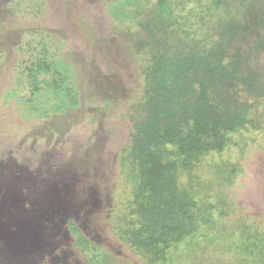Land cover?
<instances>
[{
  "label": "rangeland",
  "instance_id": "rangeland-1",
  "mask_svg": "<svg viewBox=\"0 0 264 264\" xmlns=\"http://www.w3.org/2000/svg\"><path fill=\"white\" fill-rule=\"evenodd\" d=\"M116 1L44 0L42 13L29 18L15 14L14 0H0V54L5 58L0 66V264H149L121 238L132 190L122 158L134 134L133 106L144 94L142 71L153 52L138 20L114 15ZM256 2L251 14H243L240 2L232 4L241 22L248 17L258 21L239 37L237 50L264 36V0ZM196 4L205 8L210 0H192L186 10ZM223 16L224 10L207 18L196 38L211 35L213 19ZM42 32L62 46L63 60L74 70L68 84L76 89L79 106L62 116H38L7 96L16 88L20 40ZM245 68L261 73L263 88L264 50H254ZM229 86L240 105L252 107L251 117L262 128L244 130L243 138L250 140L246 146L211 155V163L241 167L230 176L234 185L221 189L235 212L205 227L204 239L200 235L186 247H175L168 264H264V89ZM70 221L95 250L76 245Z\"/></svg>",
  "mask_w": 264,
  "mask_h": 264
},
{
  "label": "trees",
  "instance_id": "trees-1",
  "mask_svg": "<svg viewBox=\"0 0 264 264\" xmlns=\"http://www.w3.org/2000/svg\"><path fill=\"white\" fill-rule=\"evenodd\" d=\"M256 1L261 0H210L205 8L196 4L189 10L192 0L116 1L114 15L130 23L138 20L153 52L151 64L142 71L144 94L133 106L134 134L122 158L132 190L121 218V238L149 264H168L175 247L192 244L205 227L235 212L221 189L234 185L230 176L241 167L210 160L211 155L246 146L250 140L243 134L251 126L262 130L251 117L252 107L240 105L229 86L244 84L247 92L258 93L264 89L261 73L245 68L254 50H264V36L237 50L239 37L258 21L248 17L241 22L232 9L240 2L243 14H249L257 9ZM13 5L16 15L29 18L38 17L45 6L44 0H14ZM222 10L226 16L213 19L211 35L196 38L205 20ZM61 47L43 32L22 38L14 64L16 88L7 96L38 116H62L76 109L79 96L68 84L74 70L64 62ZM4 60L0 54V66ZM235 134L240 136L236 140ZM202 172L212 176L205 178ZM69 228L78 247L95 250L72 221Z\"/></svg>",
  "mask_w": 264,
  "mask_h": 264
}]
</instances>
